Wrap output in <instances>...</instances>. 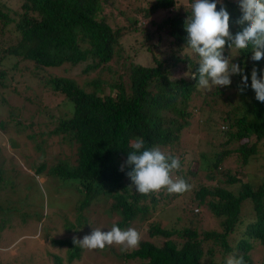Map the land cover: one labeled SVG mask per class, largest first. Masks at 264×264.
Returning a JSON list of instances; mask_svg holds the SVG:
<instances>
[{"label":"trees","instance_id":"trees-1","mask_svg":"<svg viewBox=\"0 0 264 264\" xmlns=\"http://www.w3.org/2000/svg\"><path fill=\"white\" fill-rule=\"evenodd\" d=\"M184 1L0 0V37L9 39L0 46V93H9L8 76L14 80L13 70L21 64L20 71L34 81L31 88L44 80L51 97L61 98L56 107L70 108L66 118L53 117V127L46 134L72 145L74 159L72 164L52 167L49 174L72 184L83 196L82 204L98 195L112 199L110 209L121 217L118 227L137 217L143 220L158 198L178 197L164 190L145 196L130 186L126 175L130 169H119L132 151L131 143L142 138L146 147L161 150L178 145L180 132L192 124L191 119L197 125L195 112L207 116L217 111L209 102L210 95L228 110L220 118L206 119L208 128L219 123V131L229 133L240 165L260 155L258 169L264 172V103L255 99L250 86L253 67L259 76L264 59L252 61L250 49L237 53L226 45L224 57L243 68L248 87L240 91L241 75L236 74L227 87L199 90L192 78L198 57L186 47L190 0ZM222 3L235 34L243 27L233 23L241 15L238 0ZM4 58L14 59L8 70L1 63ZM180 66L189 72L187 78L175 74ZM39 70H45L46 76L39 78ZM13 93L19 102L33 101L28 85ZM49 112L51 109L43 113ZM168 151L180 159L182 167L184 159ZM228 151L212 155L207 169L215 170L231 153ZM179 173L181 176L179 171L175 175ZM228 182L239 183L237 195L204 187L195 193L200 203L206 193L215 198L206 204L219 218L221 232L174 230L150 223L147 237L160 242L141 241L123 258L134 264H225L229 255H235L242 256L245 264H264V173L254 184L234 175ZM244 202L250 211L237 226L241 231L238 238L230 240L228 235L235 230L236 215ZM256 250L259 255L254 263L251 253ZM69 257H79V249L74 247Z\"/></svg>","mask_w":264,"mask_h":264},{"label":"rangeland","instance_id":"rangeland-1","mask_svg":"<svg viewBox=\"0 0 264 264\" xmlns=\"http://www.w3.org/2000/svg\"><path fill=\"white\" fill-rule=\"evenodd\" d=\"M118 23L123 24L124 21L118 20ZM8 40L7 35L0 37V46L4 47ZM13 61L4 58L1 62L3 68L8 70ZM20 69L21 64L13 70L14 80L8 76L7 90L13 93L28 85L33 101L19 102L14 93H0V264H134L135 261L123 258L132 250L122 252L117 245L104 250H88L74 244V238L80 240L96 228L108 231L113 224L117 226L121 217L111 211L113 200L107 196L98 195L88 204H82L83 196L72 184L49 174L52 167L60 163L72 164L74 159L72 145L61 137L46 134L53 127V117L66 118L70 108L64 105L56 107L61 98L51 97L44 80H39L31 88L34 81ZM178 69L175 74L187 78L189 72H184L186 70L182 66ZM36 73L39 78L46 76L45 70ZM209 102L215 104L217 111L207 116L193 111L197 125L191 119L192 124L180 132L178 145L176 142L168 148L184 159L179 172L191 185V190L175 198H158L154 209H149L143 220L137 217L120 226L121 229L136 228L141 233V241L160 242V239L147 237L150 223L174 230L195 228L198 232H221L219 218L212 215L206 204L215 198L206 193L200 203L195 193L204 187L237 195L239 183H229V176L248 179L253 184L262 178L264 172L258 169L260 155L256 154L249 163L240 165L233 151L237 148L236 143L233 139L228 140L229 133L222 134L218 129L219 123L208 128L206 119L220 118L228 110L211 95ZM48 109L52 113H43ZM168 149L166 147L162 151L168 154ZM220 150H230L231 153L215 170L207 169L210 157ZM181 176L179 173L178 177ZM245 202L241 203L238 214L241 221L250 211ZM234 228V232L228 235L230 240H236L240 235L239 227ZM74 247L79 249V257L70 260ZM258 255L257 250L251 253L254 263ZM215 257L219 258V255L215 253Z\"/></svg>","mask_w":264,"mask_h":264},{"label":"clouds","instance_id":"clouds-1","mask_svg":"<svg viewBox=\"0 0 264 264\" xmlns=\"http://www.w3.org/2000/svg\"><path fill=\"white\" fill-rule=\"evenodd\" d=\"M217 4H220L219 10ZM238 6L241 15L233 23L243 27L233 34L230 31V14L222 0H190L191 15L185 21L186 47L198 57V67L192 78L201 91L227 87L232 82L230 77L236 74L241 75L243 87L240 91L248 87V76L244 75L243 68L224 57L226 45L237 53L250 49L252 61L264 59V0H238ZM250 86L255 99L264 103V69L258 76L253 67ZM131 148L119 170L130 169L126 175L137 193L150 196L162 190L169 194H184L191 190L190 184L175 175L181 169L178 157L166 154L158 147H146L142 138H136ZM238 214L239 211L235 226L240 227ZM141 240V233L136 228L121 229L113 224L108 231L96 228L80 240L74 238L73 242L88 250H104L117 245L123 252L137 249ZM225 264H245V261L242 256L229 255Z\"/></svg>","mask_w":264,"mask_h":264}]
</instances>
